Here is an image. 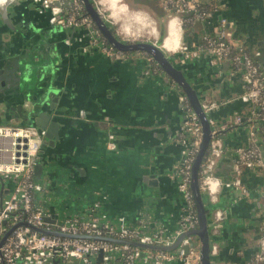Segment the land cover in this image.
<instances>
[{
	"label": "crops",
	"instance_id": "0c3cea01",
	"mask_svg": "<svg viewBox=\"0 0 264 264\" xmlns=\"http://www.w3.org/2000/svg\"><path fill=\"white\" fill-rule=\"evenodd\" d=\"M144 1L142 7L147 9H151L150 4L160 3V0ZM107 2L114 18L127 16L144 26L149 25L147 31L154 36V41H158V29L154 21H149V13L130 8L141 2ZM210 2L208 21L200 19L183 25L181 39L191 46L200 44L203 34L219 25L222 15L233 23L236 44L264 49V0ZM47 14L40 13L31 0H20L15 10L8 14L9 21L0 16V67L8 66L15 56H19L18 73L28 76L23 83L28 85V91L23 93L18 86L11 85L7 73H0V99L7 100L6 106H2L1 123H25L24 109L33 104L37 107L42 99L40 88L29 86L35 79V69L29 66L43 58L51 68L54 67L56 90L50 96H58V100L54 107H42L43 113L50 114L46 121L50 136H46L39 155L46 167L41 178L35 174L44 185V190L36 193V201L47 211L60 216L82 211L98 202L96 213L105 212L112 219L124 213L132 223L143 214L153 228L163 225L174 231L179 227L183 212V199L173 170L181 159L178 136L183 109L177 86L163 68L160 72L144 73L145 58L135 51L126 59H112L95 46L87 44L88 47L83 48L85 43L76 38L72 37L71 43H67L66 30H53ZM167 26L165 45L170 40L178 41L181 34L173 22ZM124 29L132 35L141 30L130 20L124 23ZM162 47L170 57L178 60V53ZM211 56L208 51H202L198 57L183 64L190 73L203 77L201 84L205 85L206 93L202 98L231 97L218 111L209 113L219 121L230 120L237 111L244 113L247 108L245 103L233 98L242 90L241 72L233 70L229 59L211 64ZM82 109L84 116L80 114ZM107 119L116 130V150L107 148ZM223 136L227 150L216 173L222 178H230L234 174V148L246 143V128L234 125ZM3 180V195L7 196L15 186V179ZM243 182V187L222 185L214 201L204 195L209 223L216 209L223 211L219 231L212 236L220 244L219 254L211 258L212 264L215 259L227 264H245L261 248L264 167L259 171H247ZM93 261L96 264L97 258L93 257ZM168 264L182 263L172 261Z\"/></svg>",
	"mask_w": 264,
	"mask_h": 264
},
{
	"label": "built area",
	"instance_id": "2783aa9c",
	"mask_svg": "<svg viewBox=\"0 0 264 264\" xmlns=\"http://www.w3.org/2000/svg\"><path fill=\"white\" fill-rule=\"evenodd\" d=\"M57 1L60 0H40V3L43 9L50 10L51 22L66 30L67 43H71L72 37L76 38L85 43L83 48L88 45L95 46L112 59H126L135 51L134 53L145 58L147 66L144 73L162 70L148 51L123 50L110 43L87 12L83 0H72V6L67 9ZM93 2L99 12L110 20L97 0ZM160 4L167 15V24L176 19L181 29L178 41L170 40L169 44L165 45V36L162 46L178 53L177 59L181 63L198 57L202 51H208L212 54L211 64L229 59L233 70L242 74L243 91L236 96L246 104L245 112L237 111L233 119L224 121L209 116L212 131L207 151L199 167V187L214 201L222 185L243 187V176L247 171H259L264 167V68L261 60L257 58L260 52L233 41V23L226 17H221L219 25L203 34L200 44L191 46L181 39L183 25L195 23L200 19L208 21L212 5L204 0H160ZM179 98L186 116L178 136L183 143L182 156L175 166L174 173L178 178V190L183 199V212L179 227L174 231L167 230L163 225L153 228L151 221L144 215L136 220V223H132L131 218L125 214H119L112 219L105 212L96 213L98 202L82 211L55 217V221L46 219V216L53 215L43 204L36 201V193L43 191L44 185L35 178L36 164L40 160L46 129L27 123H0V174L3 179H15L13 190L9 195H3L0 202V241L15 225L0 244V264H94L93 257L97 258L100 252L103 264H168L172 261L203 264L202 240L199 235L187 232L198 227L200 221L191 182L194 164L204 137V125L187 93L182 92ZM230 100L231 97H205L201 104L203 110L210 113L218 111ZM80 114L84 116L85 110L82 109ZM234 125H244L246 143L234 148L232 177L222 178L216 173V169L227 150L223 134ZM114 137L115 134L110 132L107 141L109 149L116 147ZM222 218L223 211L216 209L209 223L211 256L218 255L220 251L219 242L212 236L218 233ZM33 226L58 230L61 233L40 232ZM85 234L139 240L156 245H170L180 235H186L175 248L152 249L128 241L83 236ZM213 264L227 263L215 259ZM245 264H264V237L261 239L260 250Z\"/></svg>",
	"mask_w": 264,
	"mask_h": 264
},
{
	"label": "water",
	"instance_id": "95a60500",
	"mask_svg": "<svg viewBox=\"0 0 264 264\" xmlns=\"http://www.w3.org/2000/svg\"><path fill=\"white\" fill-rule=\"evenodd\" d=\"M31 1L34 3L37 10L42 11V13H44V14H45V12H47L49 14V20H50V18H51L50 10L49 9H47V10L43 9V7L41 6L40 0H31ZM204 1H206L208 3L210 2V0H204ZM83 2L85 3L87 12L91 15L93 20L96 22L97 26L100 28L101 32L107 37V39L110 43H112L116 47L123 49V50H146V51H148L154 57L156 62H158L160 64V66L163 68V71L165 72V74H167L169 76V80L174 84L175 87L177 86L176 88H177L178 97L182 92L187 93L195 111H197L200 114V117H201L203 125H204V137H203V141L201 144L199 154H198L197 159H196L195 164H194L193 176H192V182H191V186L193 189L196 205H197L198 212H199L200 221H199V226L191 229L190 231L187 232V234H197L200 236V238L202 240V250H201L202 263L203 264H212V260H211L212 256L210 254L211 235H210V227H209V218H208V214H207V208H206L205 201H204L205 193L202 192L200 190V187H199V167H200V163H201V161H202V159H203V157L207 151L208 144H209V141L211 138V131H212V127H211V124L209 121L210 115H209V113H206L203 110L202 104H201V101L203 99L202 95H203V93H206L205 85L201 84L203 77H200L197 73H190L188 67L185 64L180 63L178 60H174V58L169 56V54L164 50V48L161 45L163 42L164 34L162 35V37L160 39H158V41H154V40H150V39H145V40L142 39V40H135V41L126 40V39L120 37L119 34L114 31V27L111 25V22L99 12V10H98L96 4L93 2V0H83ZM57 3L62 4L66 9L70 8L72 6V0H60V1H57ZM209 4H211V2ZM221 17H223V16L221 15ZM1 18L9 21L8 19L10 18V16L8 14L2 12ZM50 22H51V20H50ZM51 24L54 27L53 30L63 29L62 27L55 26L52 22H51ZM64 39H65V37H64ZM250 49L259 50L260 53L257 55V58L260 59L262 63H264V49H260V48H257V49L250 48ZM209 61H210V59H209ZM37 62L38 63H32V65L29 66V68L35 69L34 74H33V75H35V79L31 80V84L29 86H32V87L37 86L38 88H40L39 90L41 91L40 95L42 96V99L39 100V103H37V107L33 106L34 105L33 104L28 109H24L25 112L22 115V118L24 119L25 123H27V124H33V125L40 124L44 128H46L47 127L46 121L47 122L49 121L50 114L43 113L42 107H44V105H50L51 107H54L55 102H57V100H58V96H52V97L50 96L56 90L53 86V75H54L53 69H54V67L51 68L52 66H50L48 61L43 59V58H39V61H37ZM20 66H21V62L19 60V56H15L12 59L11 64H9L6 67H0V73L1 72L7 73L6 77L11 82V85L18 86L19 87L18 89L19 90L21 89L24 93L25 91H28V85L25 86V84H23L25 82V79L28 78V76L26 77V76H23L22 74L18 73V69ZM212 68L213 67H211V69ZM48 69H51V70L48 71ZM213 74L214 73L211 72V75H213ZM237 75H239V74H237ZM1 76H2V74H0V77ZM223 77H224V74H222L219 78L222 79ZM239 77H241V82L243 83L242 74H240ZM32 81H33V83H32ZM241 91H243V86H242ZM57 95H58V93H57ZM6 103H7L6 98L0 99V123L3 121L2 117L4 115V112H3L4 109L2 108V106L3 105L6 106ZM35 114H37V115H35ZM36 116H38V117H36ZM185 116H186V112L183 109V115L181 117V121L179 122V125L181 124V122L183 121ZM106 122L109 125L107 137L109 139V133L110 132L114 133L115 134L114 140L116 142V147L114 149H109L108 147L107 148L109 150H116L118 148L116 130L114 128H112L110 119H107ZM46 136H50L48 132H47ZM179 141L181 143V150H182L183 143L181 142V140H179ZM181 156H182V153H181ZM45 167H46V162L44 160H41V161L39 160L38 163L36 164V170H35V174H36L37 178L42 177L43 172L45 170ZM174 169H175V167L173 168V170ZM158 172L160 174V171H158ZM156 180H158V179H156ZM0 181H1L0 202H2V200H3V186H4L5 182H4L3 176L1 174H0ZM149 183H151V181H149ZM177 186H178V179H177ZM122 214H124V213H122ZM52 215H53L52 217L46 216V219H48L50 221H55V217L60 216L56 213H52ZM63 216L64 215H62L60 217H63ZM141 216H143V214H141ZM24 223H26V222H24ZM14 227H15V225H14ZM14 227H12L4 235V237L0 241V244L5 240L6 236L10 233V231ZM33 227L38 229L40 232L61 233L58 230H48V229L41 227V226L40 227L33 226ZM63 235H67V234L63 233ZM185 235L186 234L180 235L177 238V240L170 245L149 244V243H143L139 240L120 239V238H115L112 236L89 235V234H85L83 236L94 237V238H107V239L119 241V242L128 241V242H131L133 244L139 245V246L144 247V248L172 249L178 245V243L181 241V239ZM143 253L145 254V252H143ZM96 264H103L102 252H100L99 255L97 256V263Z\"/></svg>",
	"mask_w": 264,
	"mask_h": 264
},
{
	"label": "rangeland",
	"instance_id": "374dc122",
	"mask_svg": "<svg viewBox=\"0 0 264 264\" xmlns=\"http://www.w3.org/2000/svg\"><path fill=\"white\" fill-rule=\"evenodd\" d=\"M122 1L125 2L127 0H122ZM97 2L99 3L100 8L102 9L103 13L105 15H107V17L110 19L109 21H111V24L114 27V31L117 32L120 37H125V38H129V39H136V40H142V39L143 40H145V39L153 40L154 39V36L147 31L149 29V25L144 26V24H142L141 22L131 20L127 16H122V17L116 19L111 15L112 10L108 7L107 0H97ZM15 6L16 5H11V12H13L15 10ZM142 6H143L142 3H140L138 6L131 5L130 8H132V9H143L149 13V15H148V16H150L149 21L150 22L154 21V24H155L156 28L158 29V36L157 37H158V39H160L162 37L161 34L165 35L167 32V15H166V13L163 12L164 10L161 8V4L159 3V1L157 2V4H150V6H151L150 8L151 9L153 8L154 11H152L151 9L144 8ZM1 14H2V12L0 11V16H1ZM47 15H49V14H47ZM127 20L132 21L133 26H137L138 28L140 27L141 30H139L138 34L132 35V34H129L125 31L124 23ZM235 100H240V99L235 95Z\"/></svg>",
	"mask_w": 264,
	"mask_h": 264
},
{
	"label": "bare ground",
	"instance_id": "6f19581e",
	"mask_svg": "<svg viewBox=\"0 0 264 264\" xmlns=\"http://www.w3.org/2000/svg\"><path fill=\"white\" fill-rule=\"evenodd\" d=\"M18 3H20V0H10V2L8 4H6L5 6H3L0 9V11L3 12V13L9 14V13H11V5H16ZM171 22L174 23V25H175V27H176L177 30L181 31L180 25H179V23H178V21L176 19H172L169 23H171Z\"/></svg>",
	"mask_w": 264,
	"mask_h": 264
},
{
	"label": "flooded vegetation",
	"instance_id": "af4514ba",
	"mask_svg": "<svg viewBox=\"0 0 264 264\" xmlns=\"http://www.w3.org/2000/svg\"><path fill=\"white\" fill-rule=\"evenodd\" d=\"M10 2V0H0V9L5 6L6 4H8ZM39 11V10H38ZM40 13H42V11H39ZM112 25V24H111ZM113 26V25H112ZM44 128V127H43ZM46 129V128H45ZM46 134H47V129H46Z\"/></svg>",
	"mask_w": 264,
	"mask_h": 264
},
{
	"label": "trees",
	"instance_id": "16d2710c",
	"mask_svg": "<svg viewBox=\"0 0 264 264\" xmlns=\"http://www.w3.org/2000/svg\"><path fill=\"white\" fill-rule=\"evenodd\" d=\"M137 1H139V2H141V3H142L144 0H137ZM144 2H145V1H144ZM163 12H164V11H163ZM161 35H163V34H161Z\"/></svg>",
	"mask_w": 264,
	"mask_h": 264
}]
</instances>
